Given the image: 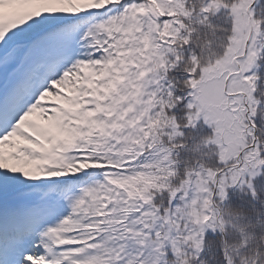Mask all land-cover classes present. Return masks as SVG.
I'll return each instance as SVG.
<instances>
[{
  "label": "snow or ice",
  "instance_id": "obj_1",
  "mask_svg": "<svg viewBox=\"0 0 264 264\" xmlns=\"http://www.w3.org/2000/svg\"><path fill=\"white\" fill-rule=\"evenodd\" d=\"M251 4L0 0V264H200L229 191L264 192Z\"/></svg>",
  "mask_w": 264,
  "mask_h": 264
},
{
  "label": "clouds",
  "instance_id": "obj_2",
  "mask_svg": "<svg viewBox=\"0 0 264 264\" xmlns=\"http://www.w3.org/2000/svg\"><path fill=\"white\" fill-rule=\"evenodd\" d=\"M221 2L223 3L224 0ZM248 3L251 4V0H248ZM256 18L260 20L264 19V16L257 15ZM204 43H207V39ZM218 55L220 53L214 48L213 58ZM202 58L207 60V54ZM184 67L187 69V62ZM257 99H264V87L258 89ZM260 132L264 134V129ZM208 138V135L202 136L199 142H204ZM181 162L184 166L183 171L188 173L197 162V157L181 158ZM206 164V161L201 160V166ZM245 197H248L247 192ZM223 211L222 223L228 227L216 235L214 240L206 241L204 245L206 254L201 258L200 264H220L222 257H218L217 249L222 253L226 250L228 264H264V197L260 195L256 200H244L240 207H225Z\"/></svg>",
  "mask_w": 264,
  "mask_h": 264
},
{
  "label": "trees",
  "instance_id": "obj_3",
  "mask_svg": "<svg viewBox=\"0 0 264 264\" xmlns=\"http://www.w3.org/2000/svg\"><path fill=\"white\" fill-rule=\"evenodd\" d=\"M252 10L254 14L264 16V0H257L256 3L253 5ZM225 22L224 19V10H221L216 17H214V23L216 24H222ZM262 28H264V24L261 25ZM206 33L205 39L212 40L214 42V47L218 45L219 43V36L213 35L210 30H204ZM254 71L258 72L261 76L260 84L262 87H264V56H261L258 59L257 65L253 69ZM262 101V107H264V99ZM200 127L203 129L200 130ZM209 129V127L203 123L201 120L197 126V129L194 131L188 132V144L189 149L184 150L181 153V158H188L191 159L193 157H198L200 153L197 152V155H194L193 150H195L196 144L200 141L202 136H205L210 133L211 129L207 132L206 130ZM257 185L264 184V175H262L259 179L256 181ZM264 191V190H262ZM246 191H240L239 189H231L229 191V195L231 197L230 204L226 205L225 207L228 208H238L241 206L240 202L243 204L244 200H251L250 197H245ZM261 196L264 197V193H261Z\"/></svg>",
  "mask_w": 264,
  "mask_h": 264
},
{
  "label": "rangeland",
  "instance_id": "obj_4",
  "mask_svg": "<svg viewBox=\"0 0 264 264\" xmlns=\"http://www.w3.org/2000/svg\"><path fill=\"white\" fill-rule=\"evenodd\" d=\"M257 63H258V61H257ZM203 128L202 127H200V130H202ZM210 130V128L209 129H207L206 131L208 132ZM193 153H194V155H197V152L195 151V150H193ZM240 204L242 205V203L240 202Z\"/></svg>",
  "mask_w": 264,
  "mask_h": 264
},
{
  "label": "water",
  "instance_id": "obj_5",
  "mask_svg": "<svg viewBox=\"0 0 264 264\" xmlns=\"http://www.w3.org/2000/svg\"><path fill=\"white\" fill-rule=\"evenodd\" d=\"M253 3V2H252ZM252 5V4H251Z\"/></svg>",
  "mask_w": 264,
  "mask_h": 264
}]
</instances>
